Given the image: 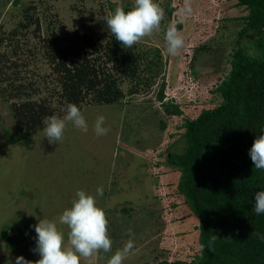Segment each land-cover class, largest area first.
<instances>
[{
  "label": "rangeland",
  "instance_id": "rangeland-1",
  "mask_svg": "<svg viewBox=\"0 0 264 264\" xmlns=\"http://www.w3.org/2000/svg\"><path fill=\"white\" fill-rule=\"evenodd\" d=\"M164 12L160 29L137 44L158 48L163 63L151 87L125 92L115 104H87L79 108L87 123L83 132L71 124L61 142L49 143L42 129L12 144L5 136H17L19 127L10 112V103L44 99L58 117L65 114L64 99L50 62L44 58L42 38L55 33L58 46L86 47L84 52L102 55L110 31L103 24L111 7L133 6L134 0H0V34L19 28L13 50L2 46L6 73H19L16 82L29 83L20 98L5 99L0 82V264H15L17 256L40 258L35 228L39 219L59 223L63 210L71 207L77 190L96 197L108 219L112 252L81 259V264H107L108 258L129 240L134 248L124 264H186L198 253V219L192 214L176 183L179 172L165 163L168 151H182L184 141L178 125L185 116L194 117L202 109L220 102L212 89L230 69L240 17L246 11L236 0H155ZM31 9V27L24 28L23 10ZM190 9V11H189ZM106 24V23H104ZM175 25L185 40L179 55L166 51L165 30ZM92 44V45H91ZM247 48V46H245ZM82 52V51H81ZM164 80L165 99L181 108L180 115L166 114L157 99ZM164 99V100H165ZM105 117L108 133L96 136L92 125ZM170 144H172L170 146ZM103 188V196L96 189ZM131 232V235H130Z\"/></svg>",
  "mask_w": 264,
  "mask_h": 264
},
{
  "label": "trees",
  "instance_id": "trees-1",
  "mask_svg": "<svg viewBox=\"0 0 264 264\" xmlns=\"http://www.w3.org/2000/svg\"><path fill=\"white\" fill-rule=\"evenodd\" d=\"M235 4L246 14L240 17L243 26L231 54L230 69L212 89L221 100L194 117L183 118L178 128L182 129L184 148L168 151L165 158V163L179 172L177 191L198 219L199 250L187 264H264V214L253 210L255 193L264 190V170L256 169L249 155L264 125V0H236ZM122 7L125 11L132 8L126 4ZM30 9L23 10L24 28L37 22L28 15ZM18 31L17 27L8 35L0 34V48L15 51ZM56 36L51 33L42 38V52L56 76L65 108L68 103L78 107L83 102L118 103L125 97L120 87L123 81L129 83L127 94L136 93L141 87H151L162 70L160 51L155 47L142 49L135 44L124 48L110 33L102 55L93 56V52H84L86 47H59ZM3 56L8 61L0 52V82L7 84L2 90L5 99L32 91L29 83L16 82L20 78L17 71L6 73L15 63L4 65ZM164 87L162 80L157 99L164 112L180 115V106L165 99ZM9 106L19 127L15 137L8 130L4 132L12 144L43 129L45 116L56 115L44 99H20ZM213 235L219 239L210 248ZM164 264L186 263L177 260Z\"/></svg>",
  "mask_w": 264,
  "mask_h": 264
},
{
  "label": "clouds",
  "instance_id": "clouds-1",
  "mask_svg": "<svg viewBox=\"0 0 264 264\" xmlns=\"http://www.w3.org/2000/svg\"><path fill=\"white\" fill-rule=\"evenodd\" d=\"M190 11V9H189ZM164 12L155 0H134L132 8L125 11L116 7L105 17L107 30L121 43L124 48L131 49L154 31L160 29ZM166 51L169 55H179L185 45V40L175 25L169 24L165 30ZM44 125L43 138L49 143L61 142L68 124L83 132L88 131V123L80 108L74 103L66 105L62 117L48 115L42 119ZM105 117L99 115L93 122L92 129L96 136H104L108 129L104 127ZM255 138L249 155L253 165L258 170H264V125ZM96 195L103 196V188L96 189ZM254 212L264 214V190L255 193ZM59 223L66 225L65 234L58 229L57 223L48 219H39L35 224L36 247L40 258L27 260L24 256L16 257L15 264H81V259L99 257L101 252H112V240L108 234V219L105 211L97 205L96 197L85 190H77L71 201V207L63 210ZM131 235V232H130ZM217 235L211 236L209 247L217 240ZM134 241L129 239L122 248L117 249L107 260V264H124L125 259L134 248ZM201 245V249H203Z\"/></svg>",
  "mask_w": 264,
  "mask_h": 264
}]
</instances>
